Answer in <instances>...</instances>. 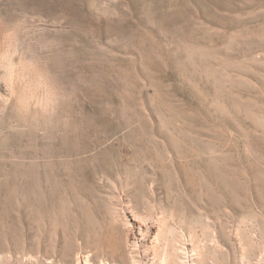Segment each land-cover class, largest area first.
<instances>
[{"label": "rangeland", "instance_id": "obj_1", "mask_svg": "<svg viewBox=\"0 0 264 264\" xmlns=\"http://www.w3.org/2000/svg\"><path fill=\"white\" fill-rule=\"evenodd\" d=\"M0 264H264V0H0Z\"/></svg>", "mask_w": 264, "mask_h": 264}]
</instances>
